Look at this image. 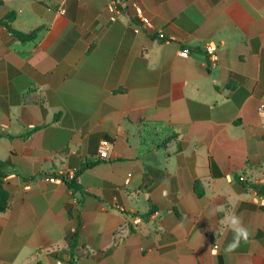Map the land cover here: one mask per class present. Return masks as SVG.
Instances as JSON below:
<instances>
[{
  "label": "crops",
  "instance_id": "0c3cea01",
  "mask_svg": "<svg viewBox=\"0 0 264 264\" xmlns=\"http://www.w3.org/2000/svg\"><path fill=\"white\" fill-rule=\"evenodd\" d=\"M2 1L0 264H264V0Z\"/></svg>",
  "mask_w": 264,
  "mask_h": 264
},
{
  "label": "trees",
  "instance_id": "16d2710c",
  "mask_svg": "<svg viewBox=\"0 0 264 264\" xmlns=\"http://www.w3.org/2000/svg\"><path fill=\"white\" fill-rule=\"evenodd\" d=\"M2 5H3V1L0 0V6H2ZM15 17H16L15 12H10L5 17V19H6L5 25L8 28V30L10 31V33L14 37L18 38L20 41H31V40H34L35 37L37 36V33H38L39 30H35V31H33V32L29 33V34H25V33L19 32L17 30H14L11 27V23L15 20ZM7 164H8L7 162H1L0 161V212H4L7 209L8 200H9V194H8V191L6 190V186H5V183L3 181V170L5 169ZM66 184L70 188H75L76 187L75 179L72 180L71 182H66ZM251 187H253L258 192V194L260 196L264 195V184L251 185ZM77 237H78V234L75 233L73 235V237L71 238V241H70V252H71V255H72L73 249L77 245Z\"/></svg>",
  "mask_w": 264,
  "mask_h": 264
},
{
  "label": "built area",
  "instance_id": "2783aa9c",
  "mask_svg": "<svg viewBox=\"0 0 264 264\" xmlns=\"http://www.w3.org/2000/svg\"><path fill=\"white\" fill-rule=\"evenodd\" d=\"M160 38L165 39V36L163 34L159 35ZM168 41V39H166ZM204 51L207 54L208 64L210 67L216 68L218 66V46L216 43L212 41H208L203 46ZM190 54V51L188 49H183L180 52V55L182 57H188ZM105 143H102V147H104ZM99 158L102 160H105L107 158V152L104 148L99 152ZM59 178L64 182H71L75 179L76 173L74 171H66V172H59ZM49 181L54 182L57 180V177H50L48 178ZM246 179L244 177H240V181H245ZM262 205H264V197L262 198ZM217 248V246H215Z\"/></svg>",
  "mask_w": 264,
  "mask_h": 264
},
{
  "label": "clouds",
  "instance_id": "9594fccd",
  "mask_svg": "<svg viewBox=\"0 0 264 264\" xmlns=\"http://www.w3.org/2000/svg\"><path fill=\"white\" fill-rule=\"evenodd\" d=\"M229 224L228 227H230L232 229V231L234 232V238H233V242L230 243L227 248H226V252H231L233 251L239 244V242L243 239V240H247L248 238V231L247 229L242 225V222L240 220L239 217L232 215L229 218Z\"/></svg>",
  "mask_w": 264,
  "mask_h": 264
}]
</instances>
